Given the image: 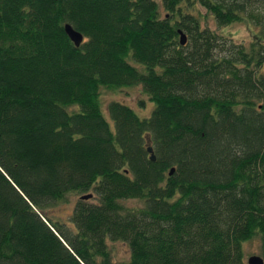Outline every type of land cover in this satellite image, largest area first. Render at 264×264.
I'll list each match as a JSON object with an SVG mask.
<instances>
[{
    "label": "trees",
    "instance_id": "16d2710c",
    "mask_svg": "<svg viewBox=\"0 0 264 264\" xmlns=\"http://www.w3.org/2000/svg\"><path fill=\"white\" fill-rule=\"evenodd\" d=\"M263 67L264 0H0V264L264 257ZM132 86L147 114L104 103Z\"/></svg>",
    "mask_w": 264,
    "mask_h": 264
},
{
    "label": "rangeland",
    "instance_id": "374dc122",
    "mask_svg": "<svg viewBox=\"0 0 264 264\" xmlns=\"http://www.w3.org/2000/svg\"><path fill=\"white\" fill-rule=\"evenodd\" d=\"M157 1L160 4H162V0H157ZM209 24L212 27L218 28V25L216 21L213 19V17L209 18ZM219 29H222L223 32L228 35H232L238 41H249L253 36V32L257 30L254 24H250L245 20L232 22L231 24L225 25ZM262 71H264V67L262 68ZM143 96L145 98V95L144 93L141 92L139 86L122 88L116 91L104 90L102 93V98L104 100V103L114 98L119 100H124L127 103L131 104L133 107H135L141 114H147L150 111L152 105L150 101H146L145 103L146 105L143 106L141 102H139L140 99L143 98ZM76 199L77 196L72 195L71 199L68 202L60 203L56 211L60 213L61 216L67 217L68 213L71 212L72 207L76 202ZM126 203L130 206H135L141 204V201L137 199H129L127 200ZM111 246L113 249L114 257L116 259H122L130 254L128 245L122 240L111 241ZM243 247L245 251L246 260L250 254L261 253L260 236L257 235L249 240H246L244 242Z\"/></svg>",
    "mask_w": 264,
    "mask_h": 264
},
{
    "label": "water",
    "instance_id": "95a60500",
    "mask_svg": "<svg viewBox=\"0 0 264 264\" xmlns=\"http://www.w3.org/2000/svg\"><path fill=\"white\" fill-rule=\"evenodd\" d=\"M65 29L67 33L69 34L70 38L74 41V43L79 46L83 40H84V34L79 31L78 29L74 28L70 23H66ZM187 35L186 33L180 29V41L182 44H185L187 42ZM148 151L150 152V158L152 160H156V154L154 151V147L152 144L148 146ZM175 170V167H172L170 169V173L172 174ZM92 193H86L82 194V198H90L92 197ZM247 263L248 264H264V257L260 253H253L250 254L247 258Z\"/></svg>",
    "mask_w": 264,
    "mask_h": 264
}]
</instances>
